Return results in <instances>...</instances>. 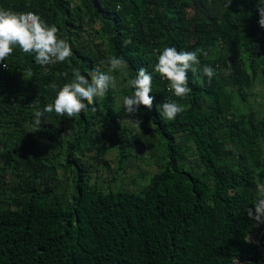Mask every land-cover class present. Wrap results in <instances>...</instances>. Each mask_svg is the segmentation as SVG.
<instances>
[{
  "label": "trees",
  "instance_id": "trees-1",
  "mask_svg": "<svg viewBox=\"0 0 264 264\" xmlns=\"http://www.w3.org/2000/svg\"><path fill=\"white\" fill-rule=\"evenodd\" d=\"M258 2L0 0L55 25L72 48L66 61L40 66L17 47L0 69V264H264V223L246 211L264 184ZM165 46L208 52L201 71L188 73L184 98L155 72L154 49ZM113 55L127 60L129 77L141 67L153 77L140 129L126 121L122 97L133 90L117 72V87L96 98L95 111L48 113L36 130L34 112L54 101L73 68L107 71L101 61ZM204 66L215 69L210 80ZM166 101L184 106L171 121L160 115ZM141 143L157 155V171L133 177L139 190H112L128 170H141ZM89 159L108 171L106 186L93 180ZM258 235L259 244L250 240Z\"/></svg>",
  "mask_w": 264,
  "mask_h": 264
},
{
  "label": "clouds",
  "instance_id": "clouds-1",
  "mask_svg": "<svg viewBox=\"0 0 264 264\" xmlns=\"http://www.w3.org/2000/svg\"><path fill=\"white\" fill-rule=\"evenodd\" d=\"M231 3L232 0H226L224 7L228 9ZM257 12L258 25L264 28V0H259ZM58 31L55 25H48L35 13H18L0 8V62L11 56L17 47L25 55H33L35 63L40 66L66 61L72 55V48L67 37H58ZM154 52L158 53L155 72L168 81L167 90L178 98L186 97L191 91L188 87V73L196 74L201 71L199 56L201 54L207 56L208 52L203 49L177 51L175 47L168 46L154 49ZM101 64L107 65V71L94 68L90 74H82L79 69H72L71 80L59 87L54 101L45 105L42 110L34 112L33 125L37 131L44 123L45 114L55 112L58 116L71 118L89 109L95 111L96 98L105 97L110 89L117 87V78L114 75L117 72L128 77L127 87L133 90L131 95L122 97L123 110L129 117L126 121L140 129L142 120L136 118L139 109L141 107L151 109L153 106L152 75L141 67L134 77H129L128 62L121 56H109L101 61ZM3 67H8L6 62L3 63ZM202 71L209 80L216 74L215 69L210 66H204ZM26 74L31 77V70L29 69ZM159 108L160 115L169 121L184 111V106L174 101L163 102ZM69 134L70 130L64 136ZM258 191L260 196L254 206L246 210L249 219L255 221L257 225L264 223V184L258 186ZM263 231L264 227L260 234ZM259 236L250 240L259 244ZM232 264H237L236 258L232 259Z\"/></svg>",
  "mask_w": 264,
  "mask_h": 264
},
{
  "label": "rangeland",
  "instance_id": "rangeland-1",
  "mask_svg": "<svg viewBox=\"0 0 264 264\" xmlns=\"http://www.w3.org/2000/svg\"><path fill=\"white\" fill-rule=\"evenodd\" d=\"M255 91L258 93V95L260 96H264V78H261V83L257 86V88L255 89ZM98 128H103L102 125H98ZM145 136H149L147 133H144ZM147 139V138H145ZM152 140L151 137H148L147 141ZM141 145L143 146H139L136 148V151L134 150L135 154H140V156L143 158V165L141 166V170H137V169H131L128 170L126 173V176L124 175L123 180L118 178V180L115 183H112L111 189L112 190H116L115 188H119V187H127L128 189H133V190H139V188L143 185H139V184H133L131 183L133 177L138 176L140 174H145L146 176H148V174H152L154 172L157 171V155L154 154L153 152H150L148 150V148L146 147L147 144L145 143H141ZM154 149H156V144H154ZM133 153V152H132ZM152 156H151V155ZM90 162L89 164H91L93 167V180L98 183L101 186H106L105 184L103 185V179L104 177L108 174V171L103 169V168H99L98 166H96L93 161L91 159H89ZM105 160L109 163V167L110 169H112V171L116 168L114 165V161H116L115 158V153L111 152L109 153ZM132 162H130L131 164ZM141 162H138L137 164H135L134 168L139 165ZM71 176L69 174H67L66 178H65V183H68V181H70ZM62 182V181H61ZM64 183V182H63Z\"/></svg>",
  "mask_w": 264,
  "mask_h": 264
},
{
  "label": "built area",
  "instance_id": "built-area-1",
  "mask_svg": "<svg viewBox=\"0 0 264 264\" xmlns=\"http://www.w3.org/2000/svg\"><path fill=\"white\" fill-rule=\"evenodd\" d=\"M3 63H5V62H3ZM3 63L0 64V68H1V70L5 71V70L8 69V67H7V68L3 67ZM6 64H7V63H6Z\"/></svg>",
  "mask_w": 264,
  "mask_h": 264
}]
</instances>
